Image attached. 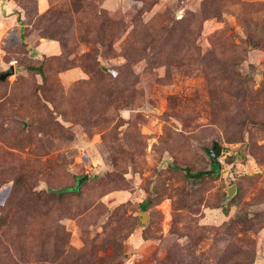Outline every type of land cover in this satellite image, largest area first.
I'll list each match as a JSON object with an SVG mask.
<instances>
[{"label": "rangeland", "instance_id": "rangeland-1", "mask_svg": "<svg viewBox=\"0 0 264 264\" xmlns=\"http://www.w3.org/2000/svg\"><path fill=\"white\" fill-rule=\"evenodd\" d=\"M11 64L0 264H264V0H0Z\"/></svg>", "mask_w": 264, "mask_h": 264}, {"label": "water", "instance_id": "water-1", "mask_svg": "<svg viewBox=\"0 0 264 264\" xmlns=\"http://www.w3.org/2000/svg\"><path fill=\"white\" fill-rule=\"evenodd\" d=\"M15 72V65L11 64L9 68L3 70L0 72V80H5L8 76H10L11 74H13ZM212 163L217 165V168L213 169V172H216L218 175L220 174V167H221V162L219 160V156L222 153V146L220 145L219 142H215L213 148H210L208 150ZM89 179V175L85 174L84 176H81L78 179V185L76 186L78 188V186H80L85 180ZM236 189V185H233L232 187H230L228 189V197L232 196V194L234 193ZM147 211L144 210L141 212L140 214V222L141 224H145V222H147Z\"/></svg>", "mask_w": 264, "mask_h": 264}, {"label": "trees", "instance_id": "trees-1", "mask_svg": "<svg viewBox=\"0 0 264 264\" xmlns=\"http://www.w3.org/2000/svg\"><path fill=\"white\" fill-rule=\"evenodd\" d=\"M34 68H37L36 66H33ZM212 172H213V169L217 168V165L213 164L212 166ZM203 174V171H198V172H195V173H192L191 175L194 176V177H200L201 175ZM68 189H77V187H73V188H68ZM143 208H146V203L143 204Z\"/></svg>", "mask_w": 264, "mask_h": 264}]
</instances>
